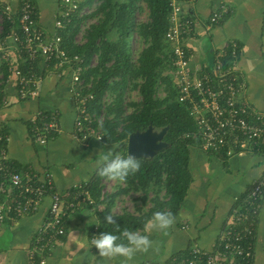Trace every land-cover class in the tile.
I'll use <instances>...</instances> for the list:
<instances>
[{
    "label": "crops",
    "instance_id": "0c3cea01",
    "mask_svg": "<svg viewBox=\"0 0 264 264\" xmlns=\"http://www.w3.org/2000/svg\"><path fill=\"white\" fill-rule=\"evenodd\" d=\"M21 1L0 0V11H3L5 3L16 16ZM31 1L35 6L38 26L52 34L56 0ZM220 5H225L228 11L209 34L203 32L200 22L196 23V34L190 41L193 63L209 67L213 63L214 49L227 41H235L238 44L237 68L246 79L244 97L264 112V0H196L189 13L205 20ZM3 40L0 41V63L4 54L12 59L15 53L11 48L13 44L4 45ZM41 67L40 62L38 71H43ZM2 70L0 66V164L12 170L35 174L39 180L45 173H50L55 190L65 200L68 198L66 194L74 187L90 179L100 150L115 147V144L103 143L95 138L84 143L75 137V102L68 72L44 71L37 95L20 98L15 76L8 70V76L3 78ZM88 78L92 80V76ZM109 98L105 94L100 110H92L97 120L113 119V114L106 115L103 110ZM37 111H54L57 114L58 130L45 144L35 141L30 128L31 119ZM189 169L191 181L173 223L166 230L145 232L146 223L137 230L148 235L151 241L146 250L137 252L127 261L123 257L108 261L85 243V236L90 239L95 234L97 212L106 205L104 196L115 194L112 214L130 212L137 215L147 211L152 206L151 198L159 193L154 186L147 191L123 190L126 187L124 182L105 177L101 180L100 202L81 205L67 214L65 234L43 253L44 264H167L173 258L186 256L194 247L212 250L235 200L264 174V155L247 150L231 156H217L195 144L189 148ZM110 182L112 185L107 186L106 183ZM158 195L162 198L161 194ZM50 202L51 197L47 193L34 212L4 219L0 224V264H36L38 256L31 263L28 251L35 231L48 215ZM250 264H264V194L257 215Z\"/></svg>",
    "mask_w": 264,
    "mask_h": 264
},
{
    "label": "built area",
    "instance_id": "2783aa9c",
    "mask_svg": "<svg viewBox=\"0 0 264 264\" xmlns=\"http://www.w3.org/2000/svg\"><path fill=\"white\" fill-rule=\"evenodd\" d=\"M84 1L56 0L52 34L38 26L31 0L21 1L16 16L6 4L1 10L11 25L4 43L6 39L10 40L15 45L16 55L28 64V69L23 71L8 54L2 56L16 78L19 97L37 95L44 71L68 72L75 102L74 135L85 143L90 138L102 140V119L97 120L90 111L93 99L89 90L91 79L84 76L88 65H83L81 55L69 54L61 36V31L73 18L90 14L92 4L82 5ZM195 1L167 0L169 13L164 33V40L169 45V73L176 99L186 105L195 125L194 130L185 136L211 153L231 156L250 150L264 155V112L244 97L246 79L237 68L238 44L231 40L214 49L213 63L209 67L195 64L192 60L190 41L196 34V23L200 22L203 32L209 34L228 8L220 5L207 19L199 20L195 14L189 13ZM36 61L42 63L43 71H35L33 64ZM31 123L32 135L38 144H45L58 130L54 111H37ZM263 192L264 174L251 183L241 198L235 200L212 250L194 247L186 256L173 258L167 264H250L260 209L258 200ZM47 193L51 197L48 215L35 231L28 251L31 263L38 256L36 264H44L43 253L65 234L67 214L81 205H91L93 198L83 185H79L66 194L68 198L65 201L62 194L53 190L50 173H45L39 180L35 174L0 164V224L5 218L34 212Z\"/></svg>",
    "mask_w": 264,
    "mask_h": 264
},
{
    "label": "trees",
    "instance_id": "16d2710c",
    "mask_svg": "<svg viewBox=\"0 0 264 264\" xmlns=\"http://www.w3.org/2000/svg\"><path fill=\"white\" fill-rule=\"evenodd\" d=\"M91 2L92 0H85L82 5L91 4ZM140 2L145 4L148 18L137 22L136 10ZM168 13L167 0H100L90 14L73 18L71 23L61 31L69 54L81 55L83 65L87 66L91 57L96 56V63L87 67L84 72L86 79L89 75L92 76L89 90L93 94L91 101L93 106L91 105L90 111L100 110L105 94L114 96L113 101L105 106V114H113L114 117L111 120L105 118L100 124L103 143L115 144L116 151L126 155V138L130 133L145 130L149 125L155 130L168 127L162 137L166 145L151 157H136L140 159L141 167L127 177L124 181L126 187L123 189L147 191L153 186H158L163 189L164 197L160 198L158 194H155L151 198L152 206L147 211L136 215L130 212L112 214L111 206L115 194L104 196L103 201L106 205L97 212V222L99 221L100 225L95 227V234L112 231L119 235L124 229L140 230L157 211L171 213L174 217L191 181L189 148L197 142L186 137L185 134L193 131L195 125L186 105L177 101L169 73L171 68L169 45L164 40ZM92 15H99V17L87 27L84 41L79 44L74 43L73 36L79 22L84 16ZM1 25L0 41L4 39L11 26L3 12ZM135 33L142 37L146 45L133 62L129 46ZM3 60L0 66L3 69L4 78L9 74V66ZM37 62L33 64L36 72L38 71ZM19 66L23 71L28 69L26 61H22ZM137 79L140 80L139 83L132 84V87L137 88L140 100L137 103H131L133 106L130 105L131 111L124 114V93L130 81ZM159 83L164 84V95L161 97L156 95V87ZM213 154L224 155L220 152H213ZM103 178L105 177L98 176L94 171L90 179L83 184L93 198V205L100 202ZM53 190H55L54 185ZM261 199L262 197L258 200L259 207ZM107 214L114 216L119 225L118 228L113 225H104V217Z\"/></svg>",
    "mask_w": 264,
    "mask_h": 264
},
{
    "label": "clouds",
    "instance_id": "9594fccd",
    "mask_svg": "<svg viewBox=\"0 0 264 264\" xmlns=\"http://www.w3.org/2000/svg\"><path fill=\"white\" fill-rule=\"evenodd\" d=\"M140 167V159L129 153L121 154L116 151L114 146L107 150H100L95 160V172L98 176L119 182H124ZM172 223L171 213L157 211L146 222L145 232L151 229L166 230ZM96 225H100V222L98 221ZM104 225L119 227L111 214L105 215ZM84 239L85 243L96 249V254L99 257L108 261L117 257H123L125 261L130 260L137 252L146 250L151 244L148 235L144 232L127 229H124L119 235L112 231H102L92 235L90 239L87 236Z\"/></svg>",
    "mask_w": 264,
    "mask_h": 264
},
{
    "label": "rangeland",
    "instance_id": "374dc122",
    "mask_svg": "<svg viewBox=\"0 0 264 264\" xmlns=\"http://www.w3.org/2000/svg\"><path fill=\"white\" fill-rule=\"evenodd\" d=\"M99 1L100 0H93L92 1L93 3L91 2V4H92V5L90 4L91 5L90 6L91 7L90 8L91 12L93 10H95V8L98 5ZM4 5H5V3H4ZM98 17H99V15H92L90 17H87V16L85 17L84 16L82 18V20L79 22V24L77 26V29L75 31L74 36H73L74 37L73 38L74 43L79 44V43H81V42L84 41L83 37H84V34H85V31H86L87 27L91 23L95 22ZM147 18L148 17H147V10H146L145 4L143 2H140L139 3V7L136 10V21L137 22L145 21V20H147ZM0 29H1V26H0ZM75 40H76V42H75ZM6 43L7 44H13L8 39L5 40L4 45ZM145 45L146 44H145L144 40L138 34L135 33L132 36V38L130 40V46H129V48H130L131 60L133 62L136 61V58H137L139 52L141 51V49ZM11 48H15V45L13 44V47H11ZM11 57H12V59H13V61L15 63L21 64L22 57H20L19 55H16V53L12 54ZM95 61H96V56L93 55L91 57V59H90V61H89L88 64H90L91 66H93L96 63ZM91 66H88V67H91ZM139 81H140L139 79H137V80H131L130 83L128 84V86H127V89H126V91L124 93V103H125V106L123 108L124 109V114H127L129 111H131V109H132L131 108V106H132L131 103H137V101L140 100V95L138 93L137 88L132 87V84L139 83ZM156 95L159 96V97H161V96L164 95V84L163 83H159V85L156 87ZM109 96H110V98L107 101H105V106H106V103L108 101H110L109 103H111V101H113L114 96L113 95H109ZM103 110L105 111L106 110V107H104ZM106 185L107 186H111L112 184L110 182V183H106ZM156 189L159 191L158 194H161V196L163 198L164 197L163 196L164 194H162L163 189L162 188H159L158 186H156ZM163 193H164V191H163Z\"/></svg>",
    "mask_w": 264,
    "mask_h": 264
},
{
    "label": "water",
    "instance_id": "95a60500",
    "mask_svg": "<svg viewBox=\"0 0 264 264\" xmlns=\"http://www.w3.org/2000/svg\"><path fill=\"white\" fill-rule=\"evenodd\" d=\"M167 126L155 130L149 125L145 130L134 131L126 138V154L134 157H151L158 150L163 148L166 143L162 140L167 130Z\"/></svg>",
    "mask_w": 264,
    "mask_h": 264
}]
</instances>
